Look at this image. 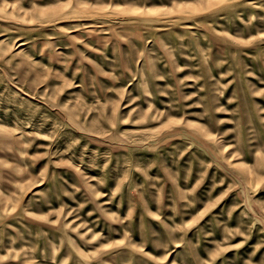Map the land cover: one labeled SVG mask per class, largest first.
I'll return each mask as SVG.
<instances>
[{
    "label": "rangeland",
    "instance_id": "374dc122",
    "mask_svg": "<svg viewBox=\"0 0 264 264\" xmlns=\"http://www.w3.org/2000/svg\"><path fill=\"white\" fill-rule=\"evenodd\" d=\"M0 264H264V0H0Z\"/></svg>",
    "mask_w": 264,
    "mask_h": 264
}]
</instances>
